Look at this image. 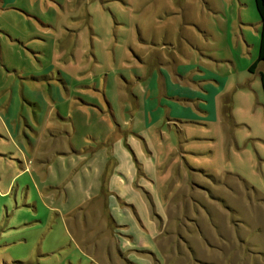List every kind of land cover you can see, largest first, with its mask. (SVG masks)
<instances>
[{
	"label": "rangeland",
	"instance_id": "rangeland-1",
	"mask_svg": "<svg viewBox=\"0 0 264 264\" xmlns=\"http://www.w3.org/2000/svg\"><path fill=\"white\" fill-rule=\"evenodd\" d=\"M259 39L254 0H0V264H264V61L249 71ZM172 49L230 79L220 122L133 144L119 120L136 67ZM112 145L111 182L134 190L113 198L134 207L155 252H121L90 167L116 158Z\"/></svg>",
	"mask_w": 264,
	"mask_h": 264
},
{
	"label": "crops",
	"instance_id": "crops-1",
	"mask_svg": "<svg viewBox=\"0 0 264 264\" xmlns=\"http://www.w3.org/2000/svg\"><path fill=\"white\" fill-rule=\"evenodd\" d=\"M201 32L206 37L207 31ZM169 52L167 53L166 61L162 57V50H159L157 54L160 57L157 62H147L146 64L140 62L139 66L136 67L135 76L138 77H135L132 86L130 85L132 94L129 104H127L126 116L121 117L123 119L119 120L122 125L128 126L127 119L124 120V118L128 117L130 121L129 127H132L131 130L134 128V132H138L130 138V140L132 139L131 142H135L133 144H137L138 138L142 139L143 142L149 140L148 135L152 129L157 131L161 138L163 137V133H165L164 126H167L168 131L176 130L183 136L186 134L187 125L203 126L207 128L206 134H211V128L213 129L220 122V112L223 109L222 100L230 93L228 89L230 79L223 78V76L216 73V68L213 69L210 62L203 57L196 60V55L192 53L188 55L184 52L185 58L180 60L173 49L172 51L169 50ZM95 112L99 114L97 116L99 122L108 120L106 111L95 110ZM111 125L112 121L110 120L108 126ZM131 130L124 133L132 132ZM188 136L190 137L191 135ZM120 138L119 136L117 140H120ZM114 144L116 143L114 142ZM113 145L111 151L114 157H116L117 154ZM122 156H124L123 151ZM121 160H118L117 157L110 158L106 154L100 157L96 155L91 158L90 167L97 174V190L101 193L103 189V191H107L109 194L110 202L108 207L110 217L113 219L114 226H119L117 227L118 232L126 238V241L122 243L121 252L125 254L131 248L150 249L155 252L156 246L148 236L146 227L143 226L135 214L134 207L129 205V207L120 209L118 208L117 201L113 198L115 193H118L123 200L127 199L129 195L134 194V190L130 187L127 189L129 190L128 192L119 193L115 184L111 182L113 179L120 182L115 177V172L118 170ZM107 161L108 164L106 165ZM104 164L106 170H104ZM103 171L104 174H102ZM1 188L5 189L4 192H1L2 194H7L10 191L9 186ZM138 192H136V195L138 196L139 204L146 211L147 208L142 202L144 200ZM78 197L79 195L73 196L74 202L71 205L75 204L74 207L80 203ZM131 201L132 199H129V202ZM131 204L135 205L134 202ZM77 209L72 212H75ZM128 209L129 211L132 210V215L129 213L127 216L122 215L121 212ZM128 237L131 238V241L128 240L127 242ZM134 239H138L139 241L134 242ZM132 253L135 254V252ZM132 259L140 258L134 255L129 258L130 261ZM194 264H202V262Z\"/></svg>",
	"mask_w": 264,
	"mask_h": 264
},
{
	"label": "trees",
	"instance_id": "trees-1",
	"mask_svg": "<svg viewBox=\"0 0 264 264\" xmlns=\"http://www.w3.org/2000/svg\"><path fill=\"white\" fill-rule=\"evenodd\" d=\"M254 3H255L256 11L260 18V39H259L257 60L254 63H252V65L249 67V71L251 73L257 68L258 63L264 61V0H254ZM261 86L264 97V75H261ZM226 113L228 115L227 120L230 121L231 117L229 116V112Z\"/></svg>",
	"mask_w": 264,
	"mask_h": 264
}]
</instances>
